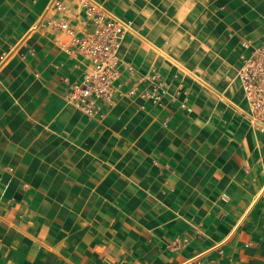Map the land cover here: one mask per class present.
Returning a JSON list of instances; mask_svg holds the SVG:
<instances>
[{
    "label": "crops",
    "instance_id": "crops-1",
    "mask_svg": "<svg viewBox=\"0 0 264 264\" xmlns=\"http://www.w3.org/2000/svg\"><path fill=\"white\" fill-rule=\"evenodd\" d=\"M95 1L126 31L85 116L74 0H0V264H264V122L236 79L264 0Z\"/></svg>",
    "mask_w": 264,
    "mask_h": 264
},
{
    "label": "built area",
    "instance_id": "built-area-1",
    "mask_svg": "<svg viewBox=\"0 0 264 264\" xmlns=\"http://www.w3.org/2000/svg\"><path fill=\"white\" fill-rule=\"evenodd\" d=\"M60 11L66 6L56 3ZM75 16L84 20L85 31L77 35L66 22L59 28L71 38V46L84 60L82 80L70 87L67 102L81 114L92 115L100 102L106 101L115 89L119 77L118 49L125 36L123 20L108 16L103 6L95 0H74ZM241 64L236 79L253 119L264 122V41L254 47L243 42ZM133 91L130 92V94ZM187 264H205L199 258Z\"/></svg>",
    "mask_w": 264,
    "mask_h": 264
}]
</instances>
